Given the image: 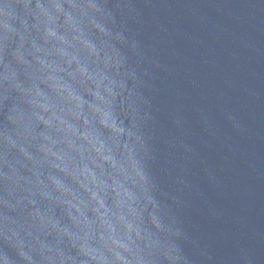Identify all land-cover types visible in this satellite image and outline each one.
Listing matches in <instances>:
<instances>
[{
    "label": "clouds",
    "instance_id": "1",
    "mask_svg": "<svg viewBox=\"0 0 264 264\" xmlns=\"http://www.w3.org/2000/svg\"><path fill=\"white\" fill-rule=\"evenodd\" d=\"M130 9L0 0V264H192L151 171Z\"/></svg>",
    "mask_w": 264,
    "mask_h": 264
},
{
    "label": "water",
    "instance_id": "2",
    "mask_svg": "<svg viewBox=\"0 0 264 264\" xmlns=\"http://www.w3.org/2000/svg\"><path fill=\"white\" fill-rule=\"evenodd\" d=\"M151 101L152 174L198 264L264 109V0H128ZM137 63V58H132Z\"/></svg>",
    "mask_w": 264,
    "mask_h": 264
}]
</instances>
